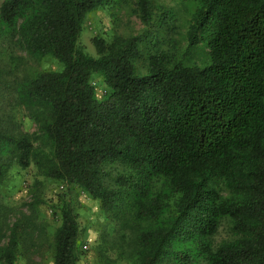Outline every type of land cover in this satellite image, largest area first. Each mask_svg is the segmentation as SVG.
<instances>
[{
    "label": "trees",
    "instance_id": "1",
    "mask_svg": "<svg viewBox=\"0 0 264 264\" xmlns=\"http://www.w3.org/2000/svg\"><path fill=\"white\" fill-rule=\"evenodd\" d=\"M193 1L188 47L203 41L207 61L155 52L141 69L142 36H93L95 55L80 42L104 0H3L0 34L57 69L13 86L37 130L0 128V182L15 161L78 187L114 223L125 264H264V0ZM136 5L148 25L149 0ZM57 213L52 264H78L77 215L67 202ZM18 240L14 225L1 263Z\"/></svg>",
    "mask_w": 264,
    "mask_h": 264
},
{
    "label": "rangeland",
    "instance_id": "2",
    "mask_svg": "<svg viewBox=\"0 0 264 264\" xmlns=\"http://www.w3.org/2000/svg\"><path fill=\"white\" fill-rule=\"evenodd\" d=\"M3 0H0V5ZM149 23L139 17L136 0H104V4L88 14L80 42L85 50L95 55L91 37L99 36L111 41L115 36L129 38L142 36L145 49L137 64L146 67V56L155 52L180 59L185 65L207 61L203 41L188 47L187 32L196 9L193 0H149ZM144 47V46H143ZM48 58L34 59L22 47L19 35L0 34V128L14 135H35L36 124L24 108L15 105L12 88L33 72L56 70ZM95 94L99 98L105 91L98 78H93ZM14 161V160H13ZM0 182V247L16 225L19 230L15 264H52V234L60 223L57 213L60 202H67L77 215L81 229L77 242L81 249L78 264H125L116 258L117 250L112 237L114 223L101 211L98 201L91 200L74 185L43 179L30 164L21 168L14 162ZM62 186V187H61ZM110 234V242L102 243V233ZM221 229L216 239L226 237ZM86 245L87 250L82 246ZM0 264H3L0 262Z\"/></svg>",
    "mask_w": 264,
    "mask_h": 264
},
{
    "label": "built area",
    "instance_id": "3",
    "mask_svg": "<svg viewBox=\"0 0 264 264\" xmlns=\"http://www.w3.org/2000/svg\"><path fill=\"white\" fill-rule=\"evenodd\" d=\"M92 84L95 85L94 82H92ZM61 187H62V186H61ZM82 249H83V250H87V246H86V245H83V246H82Z\"/></svg>",
    "mask_w": 264,
    "mask_h": 264
}]
</instances>
